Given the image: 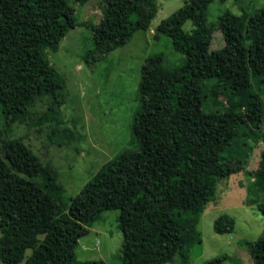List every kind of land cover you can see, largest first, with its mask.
<instances>
[{"label":"trees","instance_id":"1","mask_svg":"<svg viewBox=\"0 0 264 264\" xmlns=\"http://www.w3.org/2000/svg\"><path fill=\"white\" fill-rule=\"evenodd\" d=\"M69 1L0 0L3 123L24 121L43 101L35 124L59 122L65 79L47 52L57 51L70 29L83 24L92 31V48L81 56L92 66L136 31L145 32L158 11L157 0H101L100 20L78 23ZM212 1L185 0L154 27L180 57L158 52L145 59L133 146L106 161L68 205L51 164L20 137L0 139V262L107 264L79 260L75 249L103 212L117 209L123 236L117 264H186L190 246L202 242L198 223L205 205L222 178L240 171L247 177L244 204H255L264 215V148L258 167L247 169L254 146L264 142V5L240 15L224 9L210 25ZM215 31L221 35L217 47ZM213 88L236 106L213 103ZM212 227L231 233L235 218L222 213ZM245 244L254 264H264V229ZM227 258L217 255L205 264Z\"/></svg>","mask_w":264,"mask_h":264},{"label":"rangeland","instance_id":"2","mask_svg":"<svg viewBox=\"0 0 264 264\" xmlns=\"http://www.w3.org/2000/svg\"><path fill=\"white\" fill-rule=\"evenodd\" d=\"M184 1L157 0L158 11L148 29L136 31L125 45L110 51L104 60L92 66L81 58L86 49L92 48V31L83 24L70 29L58 50L47 52L48 60L65 79L67 99L60 107L59 122L35 124L45 101L38 102L24 121L3 123L0 120L1 140L20 137L43 163L51 164L57 182L64 187L63 201L67 205L106 161L133 146L131 122L138 106L137 89L145 59L158 52L173 60L180 57L170 46L168 37L156 35L153 29ZM69 2L75 9L78 23L89 18L88 24L97 23L102 17L104 4L101 0ZM263 5L264 0H214L208 6L207 22L214 25L224 9L240 15ZM183 28L189 30L190 21H186ZM213 37L212 45L217 47L221 35L215 31ZM211 93V100L218 106H236L221 88H213ZM263 148L264 142L254 146L247 169L258 167ZM246 184L244 171L219 181L217 193L205 205L198 223L202 242L190 246L186 264H205L206 260L223 254L228 258L220 264H254L245 242L255 240L262 233L264 215L255 204H244ZM222 213L235 218L233 232L219 234L213 230L214 219ZM118 215L117 209L103 212L101 219L79 239L75 249L77 259H102L107 264L120 262L123 236ZM30 253L31 250L26 249L25 255Z\"/></svg>","mask_w":264,"mask_h":264}]
</instances>
